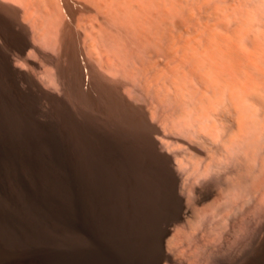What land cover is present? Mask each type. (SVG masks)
Segmentation results:
<instances>
[{
    "label": "bare ground",
    "instance_id": "bare-ground-1",
    "mask_svg": "<svg viewBox=\"0 0 264 264\" xmlns=\"http://www.w3.org/2000/svg\"><path fill=\"white\" fill-rule=\"evenodd\" d=\"M59 1L67 20L49 52L41 42L55 23L27 12L42 0H0L6 72L61 113L112 116L172 189L185 221L172 245L194 240L204 252L220 236L232 243L242 225L263 252L264 0ZM176 250L162 249L156 264H185Z\"/></svg>",
    "mask_w": 264,
    "mask_h": 264
},
{
    "label": "rangeland",
    "instance_id": "rangeland-1",
    "mask_svg": "<svg viewBox=\"0 0 264 264\" xmlns=\"http://www.w3.org/2000/svg\"><path fill=\"white\" fill-rule=\"evenodd\" d=\"M44 1L27 12L37 22L55 23L46 25L41 42L52 52L54 29L67 15L59 0ZM5 51L1 45L0 264H156L168 247L180 249L185 264H264V251L249 243L242 225L232 243L220 236L223 240L218 237L204 251L207 255L195 249L194 240L189 246L172 245L185 221L178 218L172 189L132 139L109 126L110 115L104 124L106 114L94 122L58 111L6 72ZM11 81L19 92L12 90ZM172 226L177 232L165 235Z\"/></svg>",
    "mask_w": 264,
    "mask_h": 264
}]
</instances>
